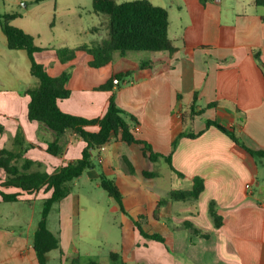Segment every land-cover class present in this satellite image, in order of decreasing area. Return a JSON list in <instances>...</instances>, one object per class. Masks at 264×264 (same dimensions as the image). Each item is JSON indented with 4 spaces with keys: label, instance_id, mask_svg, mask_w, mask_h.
<instances>
[{
    "label": "crops",
    "instance_id": "0c3cea01",
    "mask_svg": "<svg viewBox=\"0 0 264 264\" xmlns=\"http://www.w3.org/2000/svg\"><path fill=\"white\" fill-rule=\"evenodd\" d=\"M6 1L0 0V9ZM256 1L225 4L226 0H182L189 23L173 36L165 8L168 36L176 48L172 54L115 52L108 64L97 69L88 66L92 57L84 51H77L66 64L57 60L52 49L43 48L35 54L49 76L71 72L67 83L70 96L57 103L61 111L99 118L114 94L115 104L126 119L132 116L136 120L135 138L157 154H171L172 167L184 176L176 177L162 158L151 162L141 144L128 145L121 142L119 134L113 136L91 154L93 167L74 179L70 193L49 211L46 224L58 237L59 250L46 255L47 264H264V158H253L217 128L205 124L211 119L231 127L248 148L264 151V0ZM12 3L20 5L22 1ZM77 16L82 20L80 14ZM17 20L10 24L33 39L39 38L36 30L24 28ZM93 31L97 33L96 27ZM83 53L86 56L78 59ZM126 72L130 74L119 87L97 90L115 74ZM35 84L26 52L9 50L0 26V150L18 152L14 137L20 132L23 148H27L16 165L20 167L27 160L32 163L28 173L51 175L79 159L85 143L67 130L60 138L62 153L47 152L53 133L27 117L26 92ZM194 95L196 111L211 103L216 106L193 116L190 107ZM85 129L93 132L98 128ZM181 133L197 135L181 136L172 150ZM122 156L132 165L133 174L127 172ZM160 161L168 173L158 171ZM145 171L155 176L144 177ZM101 174L113 180L121 194L124 211L108 196L120 212L121 244L116 249L106 246V232L99 228L102 247L85 243L90 226L83 225L82 218L95 213L83 204L84 196L74 187L92 183L99 188ZM5 176L0 168V183ZM195 177L202 179L204 186L197 199H169L173 189L163 188L166 181H182L185 185L177 189L189 190ZM0 190L19 191L13 187ZM50 194L42 188L16 202L0 198V264H38L32 238L43 201ZM210 202L222 217L218 229L213 228L208 216ZM5 203L12 206L3 209ZM37 206L38 216L33 212ZM134 222L147 234L161 235L167 240L166 246L142 237ZM184 222L208 237L184 228Z\"/></svg>",
    "mask_w": 264,
    "mask_h": 264
},
{
    "label": "trees",
    "instance_id": "16d2710c",
    "mask_svg": "<svg viewBox=\"0 0 264 264\" xmlns=\"http://www.w3.org/2000/svg\"><path fill=\"white\" fill-rule=\"evenodd\" d=\"M48 0H33V3L39 4ZM211 0H201L206 3ZM259 2L258 0L256 1ZM91 7L96 14H102L107 17V39L100 44H93L91 47L83 46L74 49H55L57 60L66 64L75 58L77 51H84L92 57L88 63L89 67L100 68L112 60L113 53L124 55L126 52H167L172 54L176 51L171 39L168 36V13L165 8L153 5L149 0H126L116 3L115 0H91ZM21 17L18 12H9L0 14V26L6 38L7 48L9 50H23L26 52L29 63L30 73L35 78L36 84L27 90L29 102L27 105V117L30 121H36L41 127L51 131L54 140L48 143L47 152L52 155L62 153L60 138L65 131L70 130L76 134L84 143L85 147L81 157L64 167L58 169L55 173L48 175L44 172H30L28 168L32 165L30 161L24 160L23 164L18 167L16 161L21 159L22 153L27 147L23 148V139L20 132L14 137V143L19 147L18 152H13L6 148L0 150V168L5 172V180L0 183V188L13 187L19 191L16 193H5L0 190V198L3 202L19 201L21 196H31L40 189L51 191L48 198L43 201L40 221L33 233L32 248L35 253L38 264H47L46 255L53 251L59 250V239L52 233L46 224V219L55 203L65 198L71 190V182L78 178L85 170L93 167L91 154L105 145L113 136L119 134L121 142L125 144H141L142 152L151 162H156L159 158L167 164L170 171L178 178L184 176L176 171L171 164V154L162 156L152 151L150 145L139 141L135 138L133 127L136 123L134 117L129 116L126 119L125 113L119 109L114 100V94L109 99L107 110L102 117L86 119L64 113L58 107V101L70 96L67 83L70 79L71 72L64 71L60 75L51 77L45 71L43 65L35 60V54L43 48L34 45L32 36L25 33L22 29L14 27L10 22ZM258 58V54H256ZM264 69V65H262ZM130 72L115 74L105 84L99 86L97 90H112L113 87H119L113 84L114 80H121L128 76ZM180 98V97H177ZM193 104L190 107L191 115H200L206 109L216 106V103L208 104L204 109L195 110ZM207 127L213 126L221 133L226 135L233 143L249 153L253 158H264V151L253 150L248 148L235 134L231 127L218 123L215 120H205ZM96 126L97 131H87L86 127ZM3 127L0 126V134ZM200 134V133H199ZM198 134V135H199ZM197 135V134H196ZM194 134L181 133L172 143L174 150L178 139L181 136L194 138ZM121 161L126 166L129 174H133V168L125 156ZM142 175L147 178L155 176L153 172H143ZM100 188L106 192L123 210L121 203V194L113 180L101 174L99 178ZM202 179L195 177L192 179V187L189 190L173 189L169 193V199L172 201L195 200L203 191ZM162 201H159V204ZM208 216L210 217L213 228L218 229L222 223V217L216 213V205L210 202L208 205ZM140 235L148 240L163 243L166 246L167 240L159 234H147L142 231L139 224L134 222ZM183 227L191 230L192 233L208 237L193 228L191 223L184 222ZM70 264H78L72 261Z\"/></svg>",
    "mask_w": 264,
    "mask_h": 264
},
{
    "label": "rangeland",
    "instance_id": "374dc122",
    "mask_svg": "<svg viewBox=\"0 0 264 264\" xmlns=\"http://www.w3.org/2000/svg\"><path fill=\"white\" fill-rule=\"evenodd\" d=\"M20 5L13 4L12 0L5 2V6L1 7L0 12L16 11L21 17L17 23L24 28H31L37 31L39 38H34V45L46 49H74L83 46L91 47L93 44H100L107 38V17L102 14H96L91 7V0H48L35 4L32 0H21ZM126 0H115L116 3H121ZM225 1V0H224ZM248 0H245L247 2ZM155 6L166 8L170 15V36L179 35L184 27L189 23L182 6V0H152ZM234 2V0H226L225 4ZM232 11V10H230ZM229 11V12H230ZM82 16L79 20L77 14ZM47 18L45 19V16ZM181 19V20H180ZM96 27L97 33L93 29ZM149 53V52H143ZM76 55V53H75ZM86 54H81L78 59L85 57ZM158 171L161 174L168 173L163 162H159ZM152 168L151 170H154ZM180 184V185H178ZM182 181H166L163 184L165 190L177 189L184 186ZM75 192H79L84 196L86 204L94 211V215H85L82 218V224L90 226L89 234L85 240L90 246L100 245L102 247V236L99 234V229L106 232V246L116 249L121 244L120 212L115 203L108 197L105 191L95 184L76 186ZM12 205L6 204L3 209ZM40 207L33 209V212L38 216ZM84 245V244H83Z\"/></svg>",
    "mask_w": 264,
    "mask_h": 264
},
{
    "label": "built area",
    "instance_id": "2783aa9c",
    "mask_svg": "<svg viewBox=\"0 0 264 264\" xmlns=\"http://www.w3.org/2000/svg\"><path fill=\"white\" fill-rule=\"evenodd\" d=\"M215 1H218V0H215ZM119 83H120V82L117 81V80H114V81H113V84H114V85H117V84H119ZM100 149H102V147H100ZM245 187L248 189V188L250 187V185H246Z\"/></svg>",
    "mask_w": 264,
    "mask_h": 264
}]
</instances>
